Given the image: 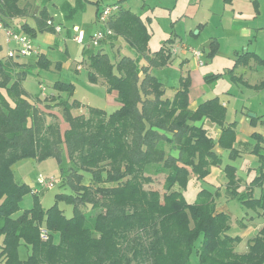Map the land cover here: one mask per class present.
<instances>
[{"label":"trees","instance_id":"1","mask_svg":"<svg viewBox=\"0 0 264 264\" xmlns=\"http://www.w3.org/2000/svg\"><path fill=\"white\" fill-rule=\"evenodd\" d=\"M102 1H90L97 19ZM120 2L108 5L118 10L105 23L110 34L100 44L121 39L134 58L122 56L112 63L98 50L84 58L89 81L100 79L108 93H117L119 106L110 115L92 107L88 116L74 115L81 104L70 102L75 86L63 80L52 88L67 96L46 97L44 108L50 112L45 113L28 101L22 82L29 68L48 70L51 62L43 54L36 55L34 65L14 61L19 58L0 59V264H191L193 254L198 264H264V225L246 252L238 253L239 238L228 235L230 217L217 212L214 195L201 191L195 203L187 204L181 192L188 175L204 178L210 168L221 166L215 146L228 151L231 159L238 156L235 123H226L217 99L191 110L188 78L181 79L171 99L164 96V86L152 71L166 65L171 49L163 43L148 54L151 34L145 22L119 7ZM39 14L37 26L22 22L14 30L30 39L37 31L55 32L47 24L46 9ZM24 15L20 0H0L5 26L13 27L8 20ZM139 58L145 63L139 65ZM218 77L205 79L210 83ZM56 107L67 124L64 130L48 121ZM205 121L219 128L217 139ZM253 139L257 144L250 152L260 166L249 183V196H238L233 166L226 165L223 172L227 194L264 217V193L259 200L250 198L252 188L264 184V138ZM63 154L70 167L61 169L60 186L72 192L57 194L55 204L44 209L38 192L14 179L12 167L23 159L54 158L62 164ZM159 175H165L163 193L144 188ZM29 194L32 207L22 211L20 203ZM61 202L72 206L71 217L59 208ZM42 229L46 240L40 237ZM54 235L59 236L57 244ZM22 244L29 249L25 260L19 257Z\"/></svg>","mask_w":264,"mask_h":264},{"label":"rangeland","instance_id":"2","mask_svg":"<svg viewBox=\"0 0 264 264\" xmlns=\"http://www.w3.org/2000/svg\"><path fill=\"white\" fill-rule=\"evenodd\" d=\"M34 0H20V2ZM36 4H42L46 7V13L49 14L48 20L51 26L59 27L62 32L51 31H37L35 37H31V45L37 52V54H43L46 58L52 62H61L62 67L60 70H53L52 67L47 70H38L36 68H29L26 78L23 81V87L29 94L30 98L38 100L40 105L44 103V99L48 96H58L59 94L52 88L54 81L63 80L74 84V92L71 96H68L70 101L76 100L81 102L83 107L74 109V115L83 114L88 116V111L85 105L103 109L102 111L106 115L112 114L118 109V107L108 106L106 92L99 84H94L87 78L85 70L80 72L75 71L76 65H83L84 58L91 52H95L99 49L98 46H93L91 38L98 32H105V24L98 21L95 13V5L90 2H85V7L82 10L79 6L75 7V11L71 12L69 4L71 0H36ZM75 1V0H74ZM115 0H104L98 7L101 12L108 3ZM134 0L129 2L132 5ZM147 4L153 5L152 10L142 11L139 6L132 5L133 9L140 13L142 18H146V15L150 17L149 29L152 33L150 41L148 43V54L158 51L164 40L170 38L174 39L176 43H183L186 47H182L179 53H183L184 49L187 51L193 49L202 53L201 60L205 63V70L211 73H220L218 81L206 88V90L213 89L219 94V99L222 104L226 106V119L227 121L235 120L238 116L235 114L236 110L240 108V105L244 104L253 109L263 110L264 112V87L259 90L248 88L242 85L241 79L235 76H229V69L233 67V60L227 56L228 44L227 41H220V47L213 56L209 58L207 56L209 49V38L214 31V23L206 26L197 27V24L203 18L214 21L212 10L215 11L218 17L221 15L222 9L228 7V11H235V13L242 14L244 21L253 24V35L249 37L250 45L255 47L260 55L264 56V0L260 1V12L257 14L251 3L247 0H236L235 6H225L223 0H146ZM75 4V2H74ZM167 6V7H166ZM70 7H74L71 6ZM170 7V8H168ZM38 11L33 6L26 8V13L23 17H26L28 24L32 27L36 25V19L41 17L34 16ZM73 13V14H71ZM22 17V18H23ZM18 19L12 18L9 21L11 26H14V22ZM25 22V19L18 21V24ZM77 24L78 28L84 32L85 38L82 44L75 42V31L73 25ZM262 24V25H261ZM16 27V26H15ZM261 28V29H259ZM200 35L196 36L197 32ZM228 36L233 35L232 32H227ZM74 34V35H73ZM205 36V39H203ZM124 41H116L115 47H104V52L109 56L112 63H116L121 56H130L134 58L135 53L130 48L126 47ZM245 42H248L246 39ZM0 46L5 50L4 39L0 33ZM5 51H2L4 53ZM190 53V52H189ZM191 54V53H190ZM36 54H31L27 57H21L20 59L28 64H35ZM139 65L145 63L143 58L138 59ZM176 63L167 65L163 70L154 71L159 74L160 78L166 85L167 89L164 96L171 99L174 95L172 90L173 86H177L180 83V70H177ZM245 70L243 67H233V75L245 74L249 82L255 86L262 80H264V72L259 69L258 66ZM233 79V81H231ZM44 89V90H43ZM66 94L61 96L65 97ZM43 96V97H41ZM45 96V97H44ZM67 96V95H66ZM50 103V102H49ZM252 109V110H253ZM61 110L59 108H53L51 112H54L53 119L48 121L57 122L64 130L67 128V124L64 122ZM237 116V117H236ZM232 122V121H231ZM204 127L207 131L214 135L215 125L209 121L204 122ZM241 139V138H240ZM227 152L222 150L223 164H232L237 167V173L243 177L244 180H249L254 177L255 172H248V167H254L257 165L255 158L251 155H245L234 160L227 158ZM62 164L54 158H47L42 161L35 159H23L16 162L13 167L14 179L18 183L29 184L35 192L38 190L39 201L42 208L47 209L55 204V196L57 194L66 193L70 194L72 190L70 187H61L63 180L59 181L61 169L67 170L70 167L66 155H62ZM217 173H212L204 178L194 177L188 175L184 186L181 187L183 198L187 204L195 203L199 192L206 191L214 195V200L217 208H220L230 216L228 235L231 237H238V245L236 251L238 253H245L248 243L255 236L258 227L264 224V217L257 215L256 211L247 208L240 199L227 197L226 192V177L224 173L217 169ZM67 172V171H66ZM39 178L55 180V184L51 189H41L37 185ZM62 178V177H61ZM63 179V178H62ZM165 175L156 176L151 184L145 185V189H156L163 193ZM87 180V178L85 179ZM91 182L89 179L86 183ZM90 184V183H89ZM258 191V190H257ZM32 195L29 194L23 198L20 203V207L23 210L30 209L32 207ZM59 208L64 211L66 217H71L73 214V208L66 203H59ZM88 210V209H87ZM258 228V229H257ZM53 242L59 243V236H53ZM29 255V249L23 244L19 247V257L22 260L27 259ZM191 264H198V259L195 254L191 257Z\"/></svg>","mask_w":264,"mask_h":264},{"label":"crops","instance_id":"3","mask_svg":"<svg viewBox=\"0 0 264 264\" xmlns=\"http://www.w3.org/2000/svg\"><path fill=\"white\" fill-rule=\"evenodd\" d=\"M89 2L93 1V0H88ZM85 0H71V6L74 7H70L69 4V8L71 10V12L75 11V13L77 12V10H75V7H80L82 10L85 7V2H88ZM104 1V0H103ZM119 1V7L124 8L125 10L130 11L131 13L138 15L146 24V27L149 31V33L152 36V33L149 29V21H150V17L146 15V18L144 20V18H142V16L140 15V13L136 12L133 9L132 5H136L139 6L140 9L142 11H147L152 10L153 9V5H149L147 4L146 0H134L132 5H129V2L131 0H115L112 1L111 3H108L109 5H113L114 3H118ZM201 1V0H200ZM235 1L236 0H223L222 4H225V6H230V8L235 6ZM36 0H34L33 3H31L30 1H26V2H20V7L25 9V13H26V8H29L31 6H33L35 8V10L38 9L37 13L34 14V16H38V14L46 9V7H43L42 4H36ZM75 2V4H74ZM248 3H251L255 12L258 14L260 12V1L259 0H247ZM101 4V3H100ZM167 7V6H166ZM96 8V6H95ZM170 8V7H168ZM95 13H96V9H95ZM216 12L212 10V14L214 16L215 19L214 21L212 20H208V18H203L202 20H200V22L197 24V27H202V26H206V24L208 23V25H210L211 23H214V31L212 32L213 34H211L212 36H210L209 38V49H208V53L207 56L209 58H213V56L215 54H217L219 47H220V41H227L228 44V52H227V56L233 60V67L237 66V67H243L245 70L248 69H252L256 66L259 67V69L261 71L264 72V56L260 55V53L256 50L255 47H252L250 45V39L249 37H251L253 35V24H251L250 22H246L243 19L242 14H236L235 11H228V7L223 8L221 15L218 17L217 14H215ZM73 14V13H71ZM37 18V17H36ZM21 19H25V22H27L26 17H21L18 18L15 22H14V28L19 27L21 25L18 24V21ZM28 23V22H27ZM47 24H49L47 22ZM262 25V24H261ZM73 28L75 31L76 28H78L77 24L73 25ZM79 29V28H78ZM261 29V28H259ZM264 29V28H263ZM80 30V29H79ZM82 31V30H81ZM62 32V30L59 31L60 34ZM227 32H232L233 35L228 36ZM74 35V34H73ZM200 35V32L198 31L196 33V36ZM150 36V38H151ZM203 39H205V36H203ZM246 39H248V42H245ZM119 41H122L121 39H118ZM117 40L114 41H104L102 42L98 47V51H100L101 53H105L104 52V47L105 46H109L110 48H114L115 44H116ZM150 41V40H149ZM124 43V42H123ZM149 43V42H148ZM163 43H167L166 46L171 49L174 50V52H172V54L170 55L167 63L165 66L154 69L152 71V75L156 76L161 83L164 86V91H166L167 87L164 84V82L162 81V79L160 78L159 74L154 73V71H158V70H163L164 68L167 67V65H170L171 63H176V68L177 70H180V81L181 79H185L188 78L189 79V83H190V87H189V108L191 110H195L198 105H200L203 102L209 101V100H213V99H217L218 102L220 103V105L222 107H224L225 111H226V106L225 104H222L220 99H219V94H217V92L213 89L206 90L207 87H209L210 85L214 84L215 82L218 81L219 78H217L216 80H213L210 83L206 82V77H211V76H217L220 75V73H211V72H207V70H205V63L202 66H199L196 59L192 56V54L189 53V51L185 50L182 51L183 53H179V49L178 48H182V47H186V45H183V43H176L174 39H166L163 41ZM162 43V44H163ZM124 45L126 47H128L125 43ZM129 48V47H128ZM215 49V50H214ZM183 50V49H181ZM214 50V51H213ZM211 54V55H210ZM126 56V55H125ZM122 57V56H121ZM130 57V56H129ZM120 58V57H119ZM0 59L2 62H7L9 60H7L6 58H4V53H2V51H0ZM48 59V58H47ZM49 60V59H48ZM14 61H17L19 63L28 65L26 63H24L20 58L16 59ZM51 62V66L53 70L57 69L60 70L62 67V63H61V67L57 68L56 67V63L52 62L51 60H49ZM88 62L86 61V59H84L83 61V65L81 66L80 64L76 65L75 67V71H82L85 70L87 73V78H88ZM55 67V69H54ZM233 67L231 69H229V76L233 77L235 76L236 78L241 79V84L244 86H247L248 88H253L256 90H259L260 88L262 89L264 87V80H262L261 82H259L258 84H256L255 86H253L250 82L249 79L246 78V76L244 77L245 74H241V75H233ZM49 68V69H50ZM49 69L47 71H49ZM231 81H233V79H231ZM55 82V81H54ZM94 84H99L100 86L103 87V89L106 92V96H107V104L108 106H114V107H118L119 104L116 101L117 98V93L116 92H111L108 93L106 86L103 84V82L99 79L97 83ZM263 86V87H262ZM180 87V83L177 84V86H173L172 90L175 93ZM22 88L23 87V82H22ZM25 90V89H24ZM3 95H6L4 91H1ZM25 92L27 93V91L25 90ZM54 93H56V91H54ZM58 93V92H57ZM59 94V93H58ZM62 94H59L58 97H63L61 96ZM55 96V95H54ZM27 99L30 103H34L36 104L40 110L44 111L45 113H49L50 111L44 108V104L45 103H41L43 105H40L39 102L41 101V99H36L34 100L33 98H30L29 94L27 93ZM43 97V96H41ZM45 97V96H44ZM38 100H40L38 102ZM71 102V101H70ZM81 106L80 108H85L83 107L84 104H82L80 102ZM87 109V111L89 110V108H91L90 106L85 105ZM95 108V107H92ZM99 109V108H98ZM249 106H245L244 104L240 105V108L237 109L235 112V114L238 116V118H235V120H231V121H227L226 119V123L230 124V123H235V131H236V143L234 144V146L236 147V150L239 151L238 152V156H236L237 159L239 157L245 156V155H251L255 158L257 165L254 167H248V172H255L254 177L257 176L258 172V168L260 166L259 162H258V157L254 154H251V150L254 147L255 144H257V140L253 139L254 135H260L262 138H264V112L263 110H255ZM103 110V109H100ZM72 113L74 114V110L72 111ZM86 115V114H85ZM236 116V117H237ZM220 135V130L219 128L215 125L214 127V137L217 139ZM241 138V139H240ZM214 152L217 156H219L221 158V166L218 167H212L210 168V174L212 173L213 175H215V173H217V169L223 172V169L226 165H231L234 167L235 169V176L237 179V193L239 197H247L248 195V188H249V183L250 181L254 178H251L249 180H244L243 177L239 176L237 173V167L232 165V164H223V158H222V149H220L218 146L214 147ZM227 158L230 160H234L229 158V152H227ZM224 173V172H223ZM225 175V174H224ZM226 186V185H225ZM258 190V191H257ZM264 193V184L262 188L259 187H254L252 188L251 194H250V198L254 199V200H259ZM227 197L231 198V195H227ZM237 199V198H236ZM250 209V208H249ZM259 211V210H258ZM257 211V212H258ZM217 212H222V213H226V211L222 210L221 207L217 208ZM228 215V214H227ZM229 216V215H228ZM230 217V216H229ZM264 225V224H263ZM263 225L259 226L258 228H261ZM257 228V229H258ZM258 231V230H257ZM257 233V232H256Z\"/></svg>","mask_w":264,"mask_h":264},{"label":"built area","instance_id":"4","mask_svg":"<svg viewBox=\"0 0 264 264\" xmlns=\"http://www.w3.org/2000/svg\"><path fill=\"white\" fill-rule=\"evenodd\" d=\"M118 10L116 6H107L105 7L98 16V21L102 22L105 24L109 17L113 15ZM55 31L59 32L60 28L55 27ZM0 33L3 36L4 39V45H5V50L3 49L2 46H0V51H5L4 52V58L6 59H14V58H21V57H27L31 54H36L37 52L31 45V40L30 38L25 35L18 33L14 30V27H8L5 26L4 23L0 19ZM110 34V31L106 29L105 32H98L91 38V42L93 46H98L101 42V40L105 37V35ZM85 35L84 32L79 30L78 28L75 29V42L78 44H82L84 41ZM171 52H174V50H171ZM189 52L192 54V56L196 59L197 63L199 66L203 65V62L201 60L202 53L197 50H189ZM44 90V89H43ZM37 184L39 188L41 189H51L54 184L55 180L53 178L50 179H45V178H39L37 180ZM35 191V193H37ZM264 214V211H263ZM40 237L42 240H46L48 238V234L46 230H40Z\"/></svg>","mask_w":264,"mask_h":264}]
</instances>
